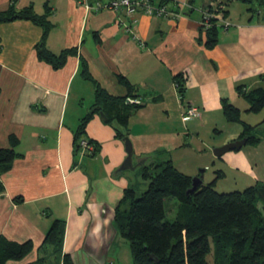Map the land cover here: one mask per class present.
Segmentation results:
<instances>
[{
  "label": "crops",
  "instance_id": "obj_1",
  "mask_svg": "<svg viewBox=\"0 0 264 264\" xmlns=\"http://www.w3.org/2000/svg\"><path fill=\"white\" fill-rule=\"evenodd\" d=\"M109 2L0 0L1 12L32 7L36 14L48 16L52 27L44 43L52 53L76 51L55 68L38 54L45 32L41 25L25 19L0 22V147L13 146L18 153L7 170H0L5 187L0 192V237L34 244L24 259L6 264L39 258L62 264L53 248L43 245L55 219L64 222L63 251L75 264H99L101 257L109 258V234L103 236L108 212L119 205L127 187L138 185L133 171L117 172L127 151L116 127L132 141L135 156L147 157L148 165L171 160L184 172L176 157L186 148H196L192 137L200 134L205 121L225 117L224 100L244 111L246 122L264 120L259 115L264 110H246L249 103L238 90L264 87V6L253 10L251 4L231 1L233 6L244 5L239 12L226 5L231 25L221 28L217 44L208 47L202 16L209 0H171L168 6L179 16L137 12L136 22L126 12L110 8ZM82 59L108 95L126 98L115 106L104 105L111 115L123 106L129 114L126 123L93 112L96 87L83 76ZM180 74L185 80L183 98L176 78ZM136 97L140 105L133 104ZM189 104L202 114L185 121ZM248 114L258 116V121L248 119ZM86 116L91 118L84 138L93 140L97 149L76 154V131ZM229 124L220 147L240 139L244 131L240 122ZM261 127L258 145L214 155L244 173L258 177L261 172L263 180L257 181L264 182ZM18 196L22 200H16Z\"/></svg>",
  "mask_w": 264,
  "mask_h": 264
},
{
  "label": "trees",
  "instance_id": "obj_2",
  "mask_svg": "<svg viewBox=\"0 0 264 264\" xmlns=\"http://www.w3.org/2000/svg\"><path fill=\"white\" fill-rule=\"evenodd\" d=\"M171 0H159L167 4ZM233 0H209L203 12L214 10L212 3L218 2L217 8L226 16V5ZM251 4V9L257 10L264 6V0H239ZM257 1L258 5L254 4ZM170 8V7H169ZM171 9V8H170ZM176 11V8H175ZM16 19L31 20L44 28V38L37 45L41 58L51 63L55 68L65 64L67 58L74 54V49L64 50L60 55L52 53L45 46V37L52 27L48 16H40L32 7L16 11L14 7L0 11V22ZM203 19V16H202ZM205 32L206 45L213 47L218 42L222 27L216 18H212L211 26L202 24ZM82 74L92 81L96 87V105L93 112H103L109 121L120 120L126 123L129 114L123 112V106L118 107V113L111 115L104 105L110 102H123L125 99L114 98L107 94L95 81L85 59H82ZM126 82V77H120ZM177 84L183 98L185 80L177 75ZM128 83V82H126ZM239 92L245 96L249 103L246 109L251 113L264 110V87H257L247 91L239 87ZM137 98V97H136ZM133 103L134 105H140ZM124 103V102H123ZM125 105V104H124ZM224 115L229 122H240L244 131L239 137H247V145H258L262 138L257 135V124L246 122L242 117V110L223 101ZM114 109H112L113 111ZM201 110V109H200ZM91 116L82 119L76 131L75 152H82V141L87 140L93 146V151H85L84 155L92 154L97 144L85 137L87 124ZM117 136L125 138L121 128L116 127ZM18 153L13 146L0 147V170H7ZM142 166V175L149 180V185L143 192H138L134 186L125 189L124 196L117 206L119 229L124 238L131 243L133 264H264V214L259 202L264 200V182L257 181L243 190L219 192L215 185L225 176L223 170L216 171V177L206 183L205 181L192 193L188 190L192 186L193 176L179 170L171 160L158 163L154 166ZM5 189L0 180V192ZM175 197L179 201V208L174 220L166 219L165 201ZM22 200V197H16ZM65 225L60 219H55L45 237L44 246L53 248L55 255L60 256L62 264H75L70 253L63 251ZM34 244L31 240L18 242L0 237V264L9 260H22L32 250ZM212 257V261L208 258ZM27 264H46L44 258H39Z\"/></svg>",
  "mask_w": 264,
  "mask_h": 264
},
{
  "label": "rangeland",
  "instance_id": "obj_3",
  "mask_svg": "<svg viewBox=\"0 0 264 264\" xmlns=\"http://www.w3.org/2000/svg\"><path fill=\"white\" fill-rule=\"evenodd\" d=\"M200 1V0H197ZM207 1V0H206ZM230 2L229 6L231 9L235 10V12H239L241 7H243L242 2ZM234 8H233V7ZM244 117L245 112L243 111ZM249 115V116H248ZM248 119H254L258 116L255 114H248ZM264 119V114H259ZM243 117V118H244ZM262 119V120H263ZM255 121V122H257ZM215 122H218L215 124ZM254 122V121H253ZM255 124V123H252ZM230 125L229 122L225 119L217 118H209L207 122L203 123V126L200 127V134L192 137L195 141L196 148L191 149L186 148V151L183 152L182 157H176V164L181 167L184 172H188L187 174H191L192 176H196L200 174L202 171L204 175V180L206 183L211 182L216 177V171L219 169L224 170L226 173L224 177L220 178L215 185V188L219 192H231L235 190H243L247 186L254 184L257 180H263L262 173L258 174L256 177L254 174L249 173L247 171L241 169H235L228 167L227 162L224 159L217 158L214 155V149L220 147L219 141L224 139L225 135L227 134V126ZM264 130V125L261 127V130ZM260 134L259 132H257ZM222 146V145H221ZM234 153V152H231ZM160 161H156L154 166L157 165ZM141 167H138L132 173L135 175L134 180L138 184L135 188L138 192H143L146 190L149 184V180L143 178ZM145 183V186H144ZM259 206L262 208L264 214V200L259 202ZM165 208H166V219L167 220H174L179 208V201L175 197H171L166 199L165 201ZM117 206L111 208L107 215V225L103 228V236L107 233L109 234L106 237L107 241L109 242V258L104 259L101 257L99 264H133L132 258V250H131V243L122 236L120 229H119V218L117 217ZM212 261V257H208Z\"/></svg>",
  "mask_w": 264,
  "mask_h": 264
},
{
  "label": "built area",
  "instance_id": "obj_4",
  "mask_svg": "<svg viewBox=\"0 0 264 264\" xmlns=\"http://www.w3.org/2000/svg\"><path fill=\"white\" fill-rule=\"evenodd\" d=\"M109 7L114 10H122L126 12L127 15H130L134 22L136 19L133 18V15L137 12H145L150 15L157 16H179V12L175 9H170L167 4H162L159 1L155 0H110ZM218 6L214 5V10L209 11L206 9L203 12L202 24H205L207 27L211 26L212 18H216L218 23L222 27H229L231 23L226 19L223 11L217 8ZM132 102L139 103V98H134ZM202 114L200 108L193 104H189L184 109L183 119L189 120L194 117H200ZM82 152L83 155L85 151H93V146L88 144L87 140L82 141Z\"/></svg>",
  "mask_w": 264,
  "mask_h": 264
},
{
  "label": "water",
  "instance_id": "obj_5",
  "mask_svg": "<svg viewBox=\"0 0 264 264\" xmlns=\"http://www.w3.org/2000/svg\"><path fill=\"white\" fill-rule=\"evenodd\" d=\"M102 117L105 118V114L103 112L100 113ZM126 151H127V157L122 163V165L117 169V172L127 171L131 170L134 171L138 167H142L147 162V157H138L134 155V148L132 141L129 137L124 138ZM248 142L247 137L238 139L235 141H232L230 143H227L221 147H217L214 149V153L216 156L221 157L225 153L232 151V150H240L243 146H245ZM136 161V163H135ZM202 171L199 175L193 176L192 178V186L188 190V193L194 192L203 182H204V175Z\"/></svg>",
  "mask_w": 264,
  "mask_h": 264
}]
</instances>
